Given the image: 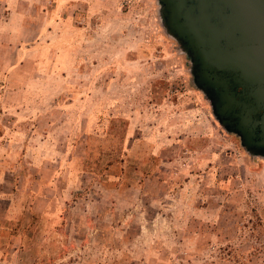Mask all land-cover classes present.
Listing matches in <instances>:
<instances>
[{
    "label": "rangeland",
    "instance_id": "374dc122",
    "mask_svg": "<svg viewBox=\"0 0 264 264\" xmlns=\"http://www.w3.org/2000/svg\"><path fill=\"white\" fill-rule=\"evenodd\" d=\"M191 67L158 0H0V264H264V155Z\"/></svg>",
    "mask_w": 264,
    "mask_h": 264
},
{
    "label": "water",
    "instance_id": "95a60500",
    "mask_svg": "<svg viewBox=\"0 0 264 264\" xmlns=\"http://www.w3.org/2000/svg\"><path fill=\"white\" fill-rule=\"evenodd\" d=\"M242 2L162 0L160 15L166 30L185 52L194 56L191 67L194 83L210 99L219 123L228 132L241 136V145L252 152L251 144H264V127L258 138L253 128L256 122L250 114L264 110V83L260 80L264 79V70H223L225 65L235 62V52L231 48H237L241 34L255 31L250 28V23H254L252 18L256 16L254 7ZM231 79L235 81L234 86L242 87L237 95L228 88ZM228 114L235 118L237 126L226 127L228 121L224 117ZM261 122L264 126V114Z\"/></svg>",
    "mask_w": 264,
    "mask_h": 264
},
{
    "label": "flooded vegetation",
    "instance_id": "af4514ba",
    "mask_svg": "<svg viewBox=\"0 0 264 264\" xmlns=\"http://www.w3.org/2000/svg\"><path fill=\"white\" fill-rule=\"evenodd\" d=\"M158 2L161 8L163 6V4L161 3L162 0H158ZM242 3H244L245 5L252 4L254 7L253 11L255 12L256 16L252 18L254 20V23H250V28H253L255 31L249 32L247 35L245 34L244 36L243 34H241V36L239 35L241 40L239 41L237 48H231V50L235 52L233 57L235 62L230 65H225L226 67H223V70L241 71L249 69L262 71L264 70V0H243ZM245 20H248V18H245ZM187 55L190 59V65L193 66L194 56L191 53H187ZM260 80H262L261 82L264 83V79L261 78ZM229 83L231 85L228 86V88L233 90L235 95H237L238 92L242 90L241 86H234V79H231ZM256 85H258V81H256ZM256 101L257 100L254 99V102ZM250 114L253 121L256 122V125L253 128L258 136V134L262 132L264 127L261 122L264 110L259 109ZM224 120L228 121L226 123V127L237 126V123H235V118L230 114L224 117ZM232 133L236 134V132ZM238 137L241 142V136L238 135ZM250 148L252 150V153H255L257 155H264V144H251Z\"/></svg>",
    "mask_w": 264,
    "mask_h": 264
}]
</instances>
